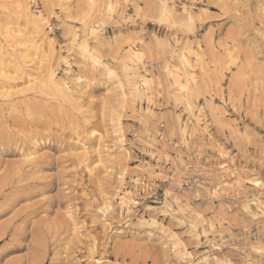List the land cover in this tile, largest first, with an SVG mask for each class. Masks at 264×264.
Returning a JSON list of instances; mask_svg holds the SVG:
<instances>
[{"label": "rangeland", "instance_id": "obj_1", "mask_svg": "<svg viewBox=\"0 0 264 264\" xmlns=\"http://www.w3.org/2000/svg\"><path fill=\"white\" fill-rule=\"evenodd\" d=\"M0 264H264V0H0Z\"/></svg>", "mask_w": 264, "mask_h": 264}]
</instances>
